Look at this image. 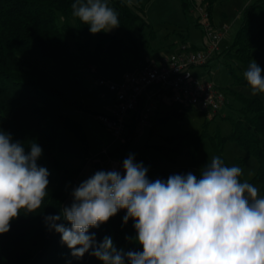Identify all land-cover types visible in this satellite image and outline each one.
Masks as SVG:
<instances>
[{
	"label": "trees",
	"instance_id": "trees-1",
	"mask_svg": "<svg viewBox=\"0 0 264 264\" xmlns=\"http://www.w3.org/2000/svg\"><path fill=\"white\" fill-rule=\"evenodd\" d=\"M199 1L211 20L212 8L220 0ZM74 2L75 0H0V131L10 134L13 141H20L25 145L37 142L42 148L37 164L48 169L49 183L56 187L52 195L45 197L41 209L34 213L21 212L11 222L9 232L0 234V264H102L90 252L85 253L82 258L73 257L71 250L61 243L60 234L49 230L45 223L46 216L59 215L63 207L73 203L72 193L80 184H76L57 159L58 131L69 132L71 140L80 145L84 156L87 155L88 146L82 125L64 111V107L82 110V104L71 99L60 86L48 80L45 72L25 59L35 57L53 60L61 69L73 75H78L76 71L90 72L96 79L101 77L99 67L105 66L102 55L104 49L113 60L123 57L122 39L117 34L90 33L87 25L72 16L71 4ZM187 2L189 0H182L185 8ZM111 7L117 11L120 21L119 27L115 28L116 32L123 34L129 42L135 43L134 33L137 34L138 31L140 34L146 27H150L140 15L141 12H135L125 1L114 0ZM253 27L256 31L252 30ZM152 34L153 32L150 35ZM69 39L75 50L71 48ZM185 42V38H182L181 44H186ZM262 48L264 0H253L243 10L233 45L225 51L227 61L231 60L235 64V68L230 65L229 73L236 84L249 87L243 74L253 60L261 67L264 75V62L258 61ZM124 52L134 53L129 48H124ZM218 55L219 53L214 57ZM145 64L149 65L147 62ZM259 95L252 98L238 96L242 100L241 115L238 119L226 118L231 122V132L220 137L215 149L219 154L220 145L226 140H232L244 155L237 160L239 165L245 164L250 158L255 159L257 171L248 182L258 187L259 193L264 195V94ZM140 105L141 100L137 110L129 115L126 125L128 136L125 141L134 136L138 129L143 109ZM165 105L169 107L167 116L177 119H182L191 109ZM206 135L203 132L200 138ZM173 139L179 140L174 147L178 152L183 138L179 136ZM137 152L141 158L145 154V148H138ZM111 155L114 157V153ZM111 155L107 157L111 158ZM100 166V162L91 163L88 178L100 171ZM176 174L186 175L188 172L181 169L172 175ZM199 175L196 176L199 178ZM169 176L171 174L162 172L159 176L147 177L150 181H167ZM241 181H244L242 177ZM125 215V210L119 211L99 228H90L89 234H95L97 243L110 236L118 250L142 251V247L135 243L134 221L130 219L125 224ZM58 223L70 227L66 221Z\"/></svg>",
	"mask_w": 264,
	"mask_h": 264
},
{
	"label": "clouds",
	"instance_id": "clouds-1",
	"mask_svg": "<svg viewBox=\"0 0 264 264\" xmlns=\"http://www.w3.org/2000/svg\"><path fill=\"white\" fill-rule=\"evenodd\" d=\"M71 9L92 34L119 27L108 0H75ZM243 75L253 96L264 94V75L254 60ZM41 155L37 142L25 145L0 131V234L21 212L41 209L48 196L49 171L37 164ZM147 172L132 156L123 161V175L97 171L74 189L70 206L45 217L46 225L73 257L90 252L102 264H264V197L241 181L240 167L213 157L199 178L189 172L150 181ZM121 210L125 224L134 221L142 251L118 250L110 236L97 243L89 234Z\"/></svg>",
	"mask_w": 264,
	"mask_h": 264
},
{
	"label": "rangeland",
	"instance_id": "rangeland-1",
	"mask_svg": "<svg viewBox=\"0 0 264 264\" xmlns=\"http://www.w3.org/2000/svg\"><path fill=\"white\" fill-rule=\"evenodd\" d=\"M112 1L114 0H108L109 6ZM123 1L135 12L140 11V15L150 27H146L140 34L136 30L135 43L129 42L123 34L119 35L115 28L107 32L117 34L118 38L122 39L123 57L113 60L104 49L102 55L105 58V66L98 69L101 77L116 81L118 75L132 71L141 63L147 62L151 65L154 63L151 60L174 53L176 46L181 45L182 38H185V43L193 49L200 50L204 46L202 28L197 25L195 10L200 6L199 0H189L187 8L183 6L182 0ZM251 1L253 0H220L213 6L211 25L217 28L228 27L219 46V55L204 67L190 69L194 77L208 81L223 91L227 104L215 116L191 108L182 119H177L167 116L168 105L156 102L147 120L138 123L135 135L127 141V130L121 140H116L112 132L99 122L98 116L110 115V108L115 106V96L105 89L97 88L95 77L90 72L76 71L78 75H73L61 69L53 60L25 57L28 62L45 72L51 83L60 86L71 99L83 106L82 110L64 107V111L82 125L86 134L87 155L82 154L80 145L71 140L67 131L59 130L56 140L57 159L76 184L89 177L91 163L100 162V171H108V157H105V154L110 156L113 153L114 157L111 155V159L120 163L129 156L134 157L135 163H142L148 169L149 177L159 176L162 172L172 175L181 169L198 175L213 157H219L220 154L219 158L225 166H238L242 169L244 180L252 179L257 171V162L250 158L245 164L239 165L237 160L244 155L235 141L223 142L219 154L215 149V146L219 145L220 137H225L231 132V122L226 118L238 119L241 115L242 100L238 96H260H253L249 87L235 83L234 77L229 73L230 65L235 68V64L231 60L227 61L225 57V51L234 43L243 10ZM252 30L256 31L255 27ZM69 43L75 50L70 39ZM124 48L133 49L134 53H125ZM258 61L264 62V48L260 51ZM203 132L207 135L200 138ZM179 136L183 140L180 150L176 152L174 147L178 145L179 140L173 137ZM138 148H145V154L141 158L137 155ZM55 189V184L49 183L48 196L52 195ZM259 195L264 197L260 193Z\"/></svg>",
	"mask_w": 264,
	"mask_h": 264
},
{
	"label": "built area",
	"instance_id": "built-area-1",
	"mask_svg": "<svg viewBox=\"0 0 264 264\" xmlns=\"http://www.w3.org/2000/svg\"><path fill=\"white\" fill-rule=\"evenodd\" d=\"M195 10L205 40L202 49H193L187 43L181 44L158 64L124 72L119 80L96 77L97 88L105 89L115 96V106L110 110V115H100L98 120L112 132L116 140L123 137L129 115L137 110L140 100L145 96L146 103L140 113L143 123L156 102L183 109L197 108L211 114L218 113L227 104L223 91L208 81L194 77L190 69L204 67L219 53L220 43L228 27H213L203 6ZM113 170L123 175V163L108 157V171Z\"/></svg>",
	"mask_w": 264,
	"mask_h": 264
},
{
	"label": "crops",
	"instance_id": "crops-1",
	"mask_svg": "<svg viewBox=\"0 0 264 264\" xmlns=\"http://www.w3.org/2000/svg\"><path fill=\"white\" fill-rule=\"evenodd\" d=\"M177 49V46H176V48H175V50ZM164 57H166V56H162V57H160L158 60H151L152 62H154V63H152V64H158L161 60H162V58H164ZM146 64H145V62L144 63H141L138 67H134L133 69H132V71L133 70H138V69H140V68H142V67H144ZM148 65V64H147ZM110 74V73H109ZM121 76H122V74H120V75H118V77H117V79L116 80H119L120 78H121ZM113 95V94H112ZM146 96L145 97H143L142 99H141V107L143 108V106L145 105V103H146ZM114 102H115V98H114ZM113 108V107H112ZM112 108H110V110L112 109ZM109 110V111H110ZM81 183V182H80Z\"/></svg>",
	"mask_w": 264,
	"mask_h": 264
}]
</instances>
